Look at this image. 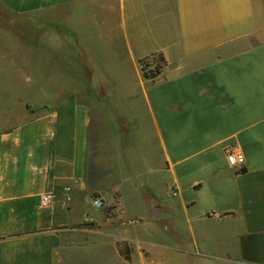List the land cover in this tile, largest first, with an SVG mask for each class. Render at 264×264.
<instances>
[{"label":"crops","instance_id":"crops-1","mask_svg":"<svg viewBox=\"0 0 264 264\" xmlns=\"http://www.w3.org/2000/svg\"><path fill=\"white\" fill-rule=\"evenodd\" d=\"M0 6V264H264V0Z\"/></svg>","mask_w":264,"mask_h":264},{"label":"rangeland","instance_id":"rangeland-1","mask_svg":"<svg viewBox=\"0 0 264 264\" xmlns=\"http://www.w3.org/2000/svg\"><path fill=\"white\" fill-rule=\"evenodd\" d=\"M91 9L97 15H102L104 13L102 9V5L91 6ZM14 18L15 16L12 13H10L9 11L5 10L4 8L0 6V28L1 26H3V28H9L8 23L10 22L8 20H13ZM62 26L63 28H65V25H62ZM27 29H32V28L27 27ZM104 138H105V135H104ZM111 154H112V149H111L110 141L108 139H104V144L99 143L95 145V150L93 151V154H92V157H93L92 171H93V178H94L95 183H98L99 179L102 178L104 171L107 172L108 169L112 171L111 164L113 160L111 158ZM101 162L105 164L109 162L110 167L108 166L104 167Z\"/></svg>","mask_w":264,"mask_h":264},{"label":"built area","instance_id":"built-area-1","mask_svg":"<svg viewBox=\"0 0 264 264\" xmlns=\"http://www.w3.org/2000/svg\"><path fill=\"white\" fill-rule=\"evenodd\" d=\"M143 67H145V73H150V71L154 70L147 66L146 63H143ZM227 159L231 165H242L245 163V155L241 151L229 149L227 150ZM50 200V196L46 195L43 197V201L48 202ZM96 204L98 206H102L103 202L97 199Z\"/></svg>","mask_w":264,"mask_h":264},{"label":"trees","instance_id":"trees-1","mask_svg":"<svg viewBox=\"0 0 264 264\" xmlns=\"http://www.w3.org/2000/svg\"><path fill=\"white\" fill-rule=\"evenodd\" d=\"M144 63V62H143ZM145 69V67H143ZM159 67L156 66V68L152 71H150V73H145L148 77H154L156 76L160 71H159Z\"/></svg>","mask_w":264,"mask_h":264}]
</instances>
